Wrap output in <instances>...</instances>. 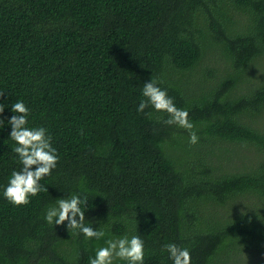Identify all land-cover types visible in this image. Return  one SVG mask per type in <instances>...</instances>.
<instances>
[{
    "label": "trees",
    "instance_id": "16d2710c",
    "mask_svg": "<svg viewBox=\"0 0 264 264\" xmlns=\"http://www.w3.org/2000/svg\"><path fill=\"white\" fill-rule=\"evenodd\" d=\"M151 77L197 144L166 113L137 112ZM0 92V264H89L125 235L144 264H172L169 243L191 264H264V0H0ZM16 100L59 155L22 206L3 196L22 167ZM72 194L104 238L46 222Z\"/></svg>",
    "mask_w": 264,
    "mask_h": 264
},
{
    "label": "clouds",
    "instance_id": "9594fccd",
    "mask_svg": "<svg viewBox=\"0 0 264 264\" xmlns=\"http://www.w3.org/2000/svg\"><path fill=\"white\" fill-rule=\"evenodd\" d=\"M158 83L152 77L144 83L142 88L144 99L140 101L137 112L144 113L146 108L151 107L156 112L166 113L167 118L163 119V123L188 130L189 144H197L199 136L193 130L194 125L189 120L188 112L178 108L168 96L167 90L161 89ZM3 94L0 92V97ZM6 107L8 105L0 103V117ZM10 110L14 115L7 121L11 125L9 138L16 145L13 151L19 157L22 167L12 171L3 196L14 206H22L29 204L31 197L48 190L40 181L50 176L52 170L57 167L59 155L52 146V137L46 128L28 126L31 110L22 100L14 101ZM4 124V120L0 118V128H3ZM87 204V197L81 198L77 194L59 198L55 205L47 208L44 219L48 224L54 225H63L67 222V229L73 230L76 234H82L87 239L100 240L105 237V231L94 229L84 223L85 211L82 205L86 207ZM105 245L96 249L95 256L89 258V264H115L117 260L126 261L127 264H144V241L139 236L110 238L105 240ZM164 248L169 253L172 264H191L188 248L174 243H169Z\"/></svg>",
    "mask_w": 264,
    "mask_h": 264
},
{
    "label": "rangeland",
    "instance_id": "374dc122",
    "mask_svg": "<svg viewBox=\"0 0 264 264\" xmlns=\"http://www.w3.org/2000/svg\"><path fill=\"white\" fill-rule=\"evenodd\" d=\"M264 259V258H263Z\"/></svg>",
    "mask_w": 264,
    "mask_h": 264
}]
</instances>
